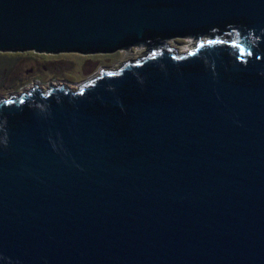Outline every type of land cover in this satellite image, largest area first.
<instances>
[{
    "label": "water",
    "instance_id": "water-1",
    "mask_svg": "<svg viewBox=\"0 0 264 264\" xmlns=\"http://www.w3.org/2000/svg\"><path fill=\"white\" fill-rule=\"evenodd\" d=\"M223 22L230 44L0 100V264H264V0H0V52Z\"/></svg>",
    "mask_w": 264,
    "mask_h": 264
},
{
    "label": "rangeland",
    "instance_id": "rangeland-1",
    "mask_svg": "<svg viewBox=\"0 0 264 264\" xmlns=\"http://www.w3.org/2000/svg\"><path fill=\"white\" fill-rule=\"evenodd\" d=\"M200 42L210 41L203 37L187 36H176L166 41L170 48L177 51V55L197 50L195 48ZM146 50V46H139L87 55L73 52L38 53L33 50L0 52V100L11 96L21 97L23 94L31 97L34 86L46 97L52 88L78 92L77 87L100 75L101 71L114 72L125 63L146 57Z\"/></svg>",
    "mask_w": 264,
    "mask_h": 264
},
{
    "label": "trees",
    "instance_id": "trees-1",
    "mask_svg": "<svg viewBox=\"0 0 264 264\" xmlns=\"http://www.w3.org/2000/svg\"><path fill=\"white\" fill-rule=\"evenodd\" d=\"M230 26L231 24L229 22H223L213 28L199 29V30L184 33L181 35L173 34V33H166V32H158V31H148L143 35L141 39H133V38L128 39L125 42V45H124L125 47L123 49H127L130 47H139L137 46V44L143 42V45L141 46L147 47L146 51L148 55L154 52H159L166 48L176 53L177 51L170 48L169 45H167L168 43H166V41L169 39H173V37H176V36L178 37L187 36V37L195 38V36L192 34L194 32H196V34L199 35V38L203 37V39L204 38L210 39L209 40L210 43H214V42L217 43L218 41H223V42L228 41L230 44L232 42L231 36L233 35V33L229 30ZM211 32H214V34L210 35ZM199 44H202V43L200 42Z\"/></svg>",
    "mask_w": 264,
    "mask_h": 264
},
{
    "label": "bare ground",
    "instance_id": "bare-ground-1",
    "mask_svg": "<svg viewBox=\"0 0 264 264\" xmlns=\"http://www.w3.org/2000/svg\"><path fill=\"white\" fill-rule=\"evenodd\" d=\"M205 41H207V40H205Z\"/></svg>",
    "mask_w": 264,
    "mask_h": 264
},
{
    "label": "flooded vegetation",
    "instance_id": "flooded-vegetation-1",
    "mask_svg": "<svg viewBox=\"0 0 264 264\" xmlns=\"http://www.w3.org/2000/svg\"><path fill=\"white\" fill-rule=\"evenodd\" d=\"M95 52V51H94Z\"/></svg>",
    "mask_w": 264,
    "mask_h": 264
}]
</instances>
